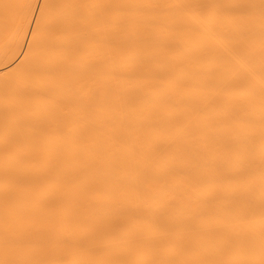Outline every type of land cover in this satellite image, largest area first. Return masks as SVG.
<instances>
[{
    "label": "bare ground",
    "instance_id": "bare-ground-1",
    "mask_svg": "<svg viewBox=\"0 0 264 264\" xmlns=\"http://www.w3.org/2000/svg\"><path fill=\"white\" fill-rule=\"evenodd\" d=\"M37 1L0 0V264H264V0Z\"/></svg>",
    "mask_w": 264,
    "mask_h": 264
},
{
    "label": "rangeland",
    "instance_id": "rangeland-1",
    "mask_svg": "<svg viewBox=\"0 0 264 264\" xmlns=\"http://www.w3.org/2000/svg\"><path fill=\"white\" fill-rule=\"evenodd\" d=\"M41 1H42V0H38V1H37V8H38L39 5L41 4ZM36 11H37V10H36Z\"/></svg>",
    "mask_w": 264,
    "mask_h": 264
},
{
    "label": "snow or ice",
    "instance_id": "snow-or-ice-1",
    "mask_svg": "<svg viewBox=\"0 0 264 264\" xmlns=\"http://www.w3.org/2000/svg\"><path fill=\"white\" fill-rule=\"evenodd\" d=\"M17 23H19V21H17Z\"/></svg>",
    "mask_w": 264,
    "mask_h": 264
}]
</instances>
